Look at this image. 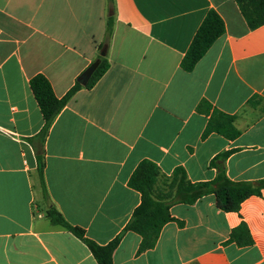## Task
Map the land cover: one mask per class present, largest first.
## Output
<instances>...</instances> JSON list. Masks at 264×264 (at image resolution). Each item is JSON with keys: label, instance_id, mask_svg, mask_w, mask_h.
<instances>
[{"label": "crops", "instance_id": "crops-1", "mask_svg": "<svg viewBox=\"0 0 264 264\" xmlns=\"http://www.w3.org/2000/svg\"><path fill=\"white\" fill-rule=\"evenodd\" d=\"M115 3L107 45V0H0V264H98L47 210L109 244L141 204L130 180L144 161L160 170L156 191L173 221L143 252L142 237L126 232L114 264H264V189L227 213L213 194L189 205L171 188L180 168L191 184L213 182L212 162L225 152L230 180L264 181V25L250 29L236 0ZM210 10L225 33L184 71ZM104 49L108 70L76 92L44 141L45 201L27 141L44 126L30 81L45 76L62 98ZM216 113L234 119L235 138L208 132ZM242 223L251 245L232 239Z\"/></svg>", "mask_w": 264, "mask_h": 264}, {"label": "trees", "instance_id": "trees-1", "mask_svg": "<svg viewBox=\"0 0 264 264\" xmlns=\"http://www.w3.org/2000/svg\"><path fill=\"white\" fill-rule=\"evenodd\" d=\"M109 16L106 30V44L113 34L116 13L115 0H107ZM250 29L254 30L264 25V0H236ZM225 33V25L221 17L214 10H210L199 27L192 43L182 59L181 67L184 71L191 72L196 64L208 52L212 45ZM99 65L86 86L78 81L70 91L62 98L55 96L48 79L39 74L30 81V87L38 103L44 119L42 130L33 138L27 139L36 152L37 172L40 181L42 196L49 201L46 188L44 169L45 158L43 144L49 130L57 116L64 109L70 99L82 88L92 89L108 70L106 57H98ZM216 131L226 138H235L238 131L234 126V119L224 114L216 113L208 126V132ZM39 141V145L35 144ZM231 152H225L217 156L212 165L218 169L216 179L211 183L191 184L187 181L183 169L175 172L171 188L176 189V201L192 205L203 196L213 194L218 209L224 212H238L244 201L252 196H261L264 189V181L257 184L246 182H233L226 173L225 160ZM160 178L159 168L152 162L144 161L134 172L130 185L141 194V204L134 211L131 220L112 242L101 246L89 239L82 228L69 224L62 214L54 207L49 206L47 218L53 226H59L80 239L90 250L98 264H114L113 255L118 248L124 234L134 232L142 237L140 251L154 248L164 225L173 221L170 214V203L156 191V185ZM246 238V239H244ZM232 239L239 245H251L252 237L245 223H242L232 233Z\"/></svg>", "mask_w": 264, "mask_h": 264}, {"label": "water", "instance_id": "water-1", "mask_svg": "<svg viewBox=\"0 0 264 264\" xmlns=\"http://www.w3.org/2000/svg\"><path fill=\"white\" fill-rule=\"evenodd\" d=\"M106 56V50H102L101 52V57H105ZM99 65V61L97 60L96 62H94L90 67H88L83 74H81V76L78 78V82L82 85V86H86L87 83L89 82V80L91 79V77L93 76L94 72L96 71L97 67Z\"/></svg>", "mask_w": 264, "mask_h": 264}]
</instances>
